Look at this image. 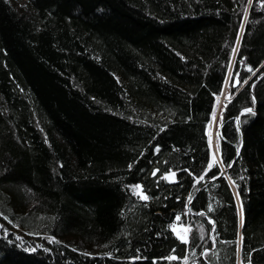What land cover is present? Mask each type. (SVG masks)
I'll return each mask as SVG.
<instances>
[{"label":"trees","instance_id":"16d2710c","mask_svg":"<svg viewBox=\"0 0 264 264\" xmlns=\"http://www.w3.org/2000/svg\"><path fill=\"white\" fill-rule=\"evenodd\" d=\"M191 261L264 264V0H0V264Z\"/></svg>","mask_w":264,"mask_h":264},{"label":"rangeland","instance_id":"374dc122","mask_svg":"<svg viewBox=\"0 0 264 264\" xmlns=\"http://www.w3.org/2000/svg\"><path fill=\"white\" fill-rule=\"evenodd\" d=\"M18 3H22L23 0H14ZM227 90L224 91V93L221 95V98L219 100V106H218V109H217V112L212 120V122L210 123L209 125V136H210V143H211V147H212V150H213V156L214 157H219V152H218V147H217V141H216V135H217V131H218V128H219V124H220V105H221V102L223 99L226 98L227 96ZM226 93V94H225ZM175 174V175H172V174ZM166 177L169 179V180H174L177 176H176V172L175 171H170L168 173H166ZM142 195H146V193L144 191L141 192ZM190 226V228L188 229L187 226ZM175 230H176V233L179 235V237L183 240V241H187L189 242V238H190V229H191V225L190 224H180L178 221L175 223ZM189 264H197V263H194V261Z\"/></svg>","mask_w":264,"mask_h":264},{"label":"snow or ice","instance_id":"6c2138e0","mask_svg":"<svg viewBox=\"0 0 264 264\" xmlns=\"http://www.w3.org/2000/svg\"><path fill=\"white\" fill-rule=\"evenodd\" d=\"M235 51H236V50L233 49V52H235ZM249 71H251V69H249ZM237 83H239V81H237ZM244 83H247V81L245 80ZM253 102H255V98H253ZM245 111H246L247 113H252V112H253V109H252V108H248V109H246ZM214 162H215V160H214V158H213V162L208 164V168H209V169L212 168ZM229 166H231V165H229ZM172 175H175V174L173 173ZM199 179H200V180H203L204 177L201 176V177H199ZM136 188L139 189L140 186L137 185ZM141 198L146 200L148 197L142 195ZM179 219H180V217H177V220H179ZM17 239H19V238H17ZM184 242L187 243L186 240H185ZM31 251H35V249H31ZM170 259H175V257H170Z\"/></svg>","mask_w":264,"mask_h":264},{"label":"built area","instance_id":"2783aa9c","mask_svg":"<svg viewBox=\"0 0 264 264\" xmlns=\"http://www.w3.org/2000/svg\"><path fill=\"white\" fill-rule=\"evenodd\" d=\"M187 228L189 229V228H190V226L188 225V226H187Z\"/></svg>","mask_w":264,"mask_h":264},{"label":"water","instance_id":"95a60500","mask_svg":"<svg viewBox=\"0 0 264 264\" xmlns=\"http://www.w3.org/2000/svg\"><path fill=\"white\" fill-rule=\"evenodd\" d=\"M236 158H237V156H236Z\"/></svg>","mask_w":264,"mask_h":264}]
</instances>
